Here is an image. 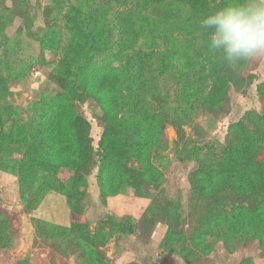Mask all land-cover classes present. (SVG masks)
Segmentation results:
<instances>
[{
  "label": "rangeland",
  "instance_id": "obj_1",
  "mask_svg": "<svg viewBox=\"0 0 264 264\" xmlns=\"http://www.w3.org/2000/svg\"><path fill=\"white\" fill-rule=\"evenodd\" d=\"M186 1L189 13L185 22L196 31L197 36L190 33V37L200 47V71L192 74L179 70L160 30L149 25L150 10L141 3L96 1L98 21L112 46L109 51L122 29L130 35L140 27L148 36L140 38L128 58L144 61L147 74L153 75L163 55L168 57L155 84L147 79L136 83L140 93L135 101L136 118H142L143 109H151L159 121L154 127L163 129L162 144L154 146L150 154L155 172L151 177L138 173L142 165L132 158L124 166L127 177L122 179L123 171L116 164L100 167L97 155L83 170L86 185L77 195L72 193L68 168L58 164L57 176L65 192H47L35 206L32 186L23 185L19 176L21 163L30 154L27 146L6 144L1 154L0 227L6 230L10 243L0 252V264H264V240L252 237L225 242L216 236L214 226L201 223L222 193L219 179L211 184L212 194L204 193L205 180L193 156L195 146L209 144L222 150L231 128L251 121V116H263L264 56L228 63L210 52L206 35L198 29L199 20L230 0ZM89 8L85 0H0V79L4 83L0 111L10 128L31 133L37 123L36 103L62 96L76 106L85 121L87 142L94 152L104 133L100 104L70 95L62 76L70 44L80 37L75 12ZM189 84L194 88L189 89ZM126 145L119 147V154L128 150ZM205 152V148L199 149V153ZM259 158L264 161V152ZM241 206L251 210L248 203L228 206L223 218ZM174 209L178 210L173 231L185 238L179 251L169 254L164 238ZM246 215L244 211L241 217ZM37 220L66 227L68 235L57 239L44 236ZM118 221L132 222L136 232L120 230L113 224Z\"/></svg>",
  "mask_w": 264,
  "mask_h": 264
},
{
  "label": "trees",
  "instance_id": "obj_2",
  "mask_svg": "<svg viewBox=\"0 0 264 264\" xmlns=\"http://www.w3.org/2000/svg\"><path fill=\"white\" fill-rule=\"evenodd\" d=\"M85 1L90 8L75 12L80 37L70 44V56L62 76L70 95L84 102L93 99L100 104L104 133L96 150L93 152V147L87 142L89 131L85 121L78 115L76 106L62 96L41 99L36 103L37 123L31 133L16 132L15 127L10 128L0 111V168L1 154L6 144L24 143L27 146L30 154L21 163L19 176L23 185L32 186L30 195L35 206L47 192H65L57 176L58 164L68 168L72 193L78 195L86 185L87 174L83 170L93 164L95 156H100V167L108 165L110 168L116 164L123 171L122 179L127 177L124 166L128 160L137 158L142 165L138 173L151 177L155 172L150 162L151 150L163 142V129L159 127L156 130L153 125L159 122L156 114L145 108L142 110V118H136L135 101H138L140 95L136 83L147 79L155 84L166 68L167 55H163L162 64L153 75L147 74L149 69L144 61L128 58V55L136 51L140 38L148 36L140 27L130 35H125L122 29L114 42L113 49L116 52L111 55L109 52L113 49L109 50L112 46L107 40L104 26L98 21L95 7L97 0ZM186 2L136 0L135 3H141L150 10L152 23L149 25L160 30V38L168 52L172 50L179 70L183 74H192L200 71V47L190 37V33L197 36L196 31L185 22L189 13ZM145 16L148 19L147 14ZM2 80L0 90L4 84ZM188 87L193 89L194 85L189 84ZM250 119L231 128L229 140L222 150L209 144L193 148L196 154L193 156L205 180L204 193L212 194L211 184L216 179L220 180L219 192L222 193V197L208 207L206 214L201 217V223L205 227L214 226L216 236L225 242L233 239L244 242L252 237L264 240V161L259 158L264 152V114L259 118L251 116ZM130 140L131 145L128 144ZM124 143L128 150L121 155L119 153L122 149L119 147ZM204 148L206 152L199 153V149ZM101 189L106 195L103 186ZM230 191V195H227ZM245 203H248L251 210L243 206L236 207L227 215L226 220L223 218L226 207ZM177 210L174 209L169 215V229L164 238L169 254L178 252L179 244L185 238L173 231L172 221L177 216ZM244 211L247 215L242 218ZM113 224L127 234L136 232V226L130 221ZM37 227L44 236L56 239L66 237L69 230L44 220H37ZM6 234V230L0 227V252L9 246L10 238Z\"/></svg>",
  "mask_w": 264,
  "mask_h": 264
},
{
  "label": "clouds",
  "instance_id": "obj_3",
  "mask_svg": "<svg viewBox=\"0 0 264 264\" xmlns=\"http://www.w3.org/2000/svg\"><path fill=\"white\" fill-rule=\"evenodd\" d=\"M206 46L228 63L264 56V0H230L198 23Z\"/></svg>",
  "mask_w": 264,
  "mask_h": 264
}]
</instances>
